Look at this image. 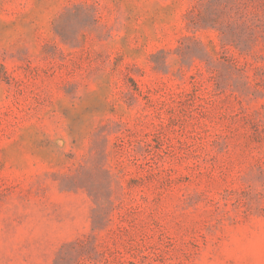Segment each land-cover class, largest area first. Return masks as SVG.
Returning a JSON list of instances; mask_svg holds the SVG:
<instances>
[{
	"label": "rangeland",
	"instance_id": "1",
	"mask_svg": "<svg viewBox=\"0 0 264 264\" xmlns=\"http://www.w3.org/2000/svg\"><path fill=\"white\" fill-rule=\"evenodd\" d=\"M0 264H264V0H0Z\"/></svg>",
	"mask_w": 264,
	"mask_h": 264
}]
</instances>
